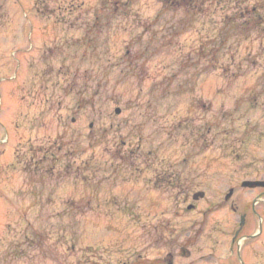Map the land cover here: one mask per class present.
Instances as JSON below:
<instances>
[{"label":"rangeland","instance_id":"1","mask_svg":"<svg viewBox=\"0 0 264 264\" xmlns=\"http://www.w3.org/2000/svg\"><path fill=\"white\" fill-rule=\"evenodd\" d=\"M209 1L0 0V264H264V0Z\"/></svg>","mask_w":264,"mask_h":264},{"label":"trees","instance_id":"2","mask_svg":"<svg viewBox=\"0 0 264 264\" xmlns=\"http://www.w3.org/2000/svg\"><path fill=\"white\" fill-rule=\"evenodd\" d=\"M161 3L164 6V10H183L185 11L189 16H194L197 14H200L204 8V3L210 2L209 0H160ZM260 8L252 7L251 13H248L246 15H240L236 16L237 14L231 12L230 14L228 13L224 17V22H225V32L229 31H238L240 30V35H245L249 34L252 30H259L260 32H263L262 26L264 25V17L260 13ZM255 12L257 13V16L255 15ZM241 18V19H239ZM80 40V39H77ZM49 156V153L48 155ZM53 164L49 165L45 169L49 171L50 169L54 168L55 164L57 163V160H52ZM44 169V168H42ZM52 170L48 172V174L51 173ZM46 175L43 177H40L39 179H36L33 183H41L45 179Z\"/></svg>","mask_w":264,"mask_h":264},{"label":"flooded vegetation","instance_id":"3","mask_svg":"<svg viewBox=\"0 0 264 264\" xmlns=\"http://www.w3.org/2000/svg\"><path fill=\"white\" fill-rule=\"evenodd\" d=\"M254 190H260L258 192H256L255 197L253 198L252 204L255 205H262L264 207V188H253ZM192 207L195 209V207L197 208L198 206H196L195 204H191ZM252 218L254 221V225L257 224L258 229H261L259 234L262 233L263 229H264V214L260 215L258 212H256L255 210L252 209ZM245 216L247 215L246 213L244 214ZM244 221H246V218L244 219ZM246 223V222H245ZM244 223V225H242L241 227H243V230L245 229L246 224Z\"/></svg>","mask_w":264,"mask_h":264},{"label":"water","instance_id":"4","mask_svg":"<svg viewBox=\"0 0 264 264\" xmlns=\"http://www.w3.org/2000/svg\"><path fill=\"white\" fill-rule=\"evenodd\" d=\"M117 112L119 113V109L117 110ZM243 186L244 187L264 186V181H245L243 182ZM232 192L233 190L229 192L227 197H229L232 194ZM203 195L204 193H198V194H195L194 197L203 196Z\"/></svg>","mask_w":264,"mask_h":264}]
</instances>
